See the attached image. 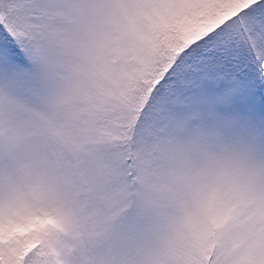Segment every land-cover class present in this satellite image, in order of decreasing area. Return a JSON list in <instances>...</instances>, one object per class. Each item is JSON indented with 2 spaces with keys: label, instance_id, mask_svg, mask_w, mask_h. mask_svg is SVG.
Returning <instances> with one entry per match:
<instances>
[{
  "label": "rangeland",
  "instance_id": "374dc122",
  "mask_svg": "<svg viewBox=\"0 0 264 264\" xmlns=\"http://www.w3.org/2000/svg\"><path fill=\"white\" fill-rule=\"evenodd\" d=\"M115 2L127 5L120 10L121 21L97 25L82 46L53 38L45 50L60 86L33 118L49 129L50 146L21 164L12 179L0 175V264H25L38 246L27 264L41 261V252L45 264H68L74 248L95 246L101 228L120 211L126 190L119 177L129 151V138L99 130L97 116L120 114L132 103L125 92L136 85V77L140 84L154 85L171 52L252 0ZM154 61L157 71L149 72ZM50 113L61 123H78L62 133L49 125ZM145 155L136 156L140 168ZM97 159L104 165L99 186L85 176L86 165ZM155 160L149 155L144 169L153 168ZM155 167L161 177L155 185L156 215L147 241L125 254L128 264H196L195 255L210 248L212 225L225 221L222 249L230 253L224 264H264V182L255 173L209 188L186 178L173 155Z\"/></svg>",
  "mask_w": 264,
  "mask_h": 264
},
{
  "label": "snow or ice",
  "instance_id": "6c2138e0",
  "mask_svg": "<svg viewBox=\"0 0 264 264\" xmlns=\"http://www.w3.org/2000/svg\"><path fill=\"white\" fill-rule=\"evenodd\" d=\"M125 7L115 0H0V175L12 179L50 146L49 129L33 116L60 86L44 54L52 39L82 46L97 25L121 21ZM153 79L132 138L160 141L155 166L173 155L186 178L209 188L242 182L249 173L264 182V0H252L184 48ZM50 117L49 125L62 133L78 123ZM133 165L129 156L119 177L126 190L119 213L101 228L94 247L74 248L68 264H128L125 254L147 241L161 177L155 166ZM86 168L90 184H103L102 160ZM206 208L211 215L212 206ZM198 264H220L216 249Z\"/></svg>",
  "mask_w": 264,
  "mask_h": 264
},
{
  "label": "trees",
  "instance_id": "16d2710c",
  "mask_svg": "<svg viewBox=\"0 0 264 264\" xmlns=\"http://www.w3.org/2000/svg\"><path fill=\"white\" fill-rule=\"evenodd\" d=\"M243 7H245V6H243ZM241 9L242 8H240L239 11ZM236 13L237 12H234L233 15ZM218 24H219V21H217L215 24L210 26L208 29H206L202 32H199L193 38H190V40L185 42L180 47V49L178 51H176L175 54L173 52H171L169 54L170 58H165L164 67L167 66L168 61L175 58L176 54L183 51L184 48L191 45L194 41L200 39L202 36H204V34H206V32L209 29H213ZM153 40L154 39H152V41ZM165 46L167 49H170V46H168V45H165ZM160 65L162 66V63ZM152 70H153V72L157 71V68L155 66V61L152 64V66L150 67L149 72ZM135 82H136V85L132 88L127 89L125 92L126 102L129 98H132V103L127 102L128 105H126V107L123 109V111L120 112V114H118V115L116 114L115 116H110L108 114H105L102 116H97L96 127L99 130L109 132L110 134H112L114 136H117L118 134H122L123 136H127L128 138L132 139L131 140V144H132L131 149L132 150L138 149V154L144 152L146 154L148 153V156H149L150 154L153 153L154 148L156 147L155 145L156 144L159 145L160 141L153 139V140L147 141V142H138V141H134L132 137H133V130H134L135 125H136V118L139 114V109L143 107V102L147 99V92H150L151 89L146 90L147 85H148V80L146 82H144V84H140L138 82V77H136ZM121 132H125V133L123 134ZM212 227L213 228H211V230H210V234H211L212 238L210 239L211 240L210 248L207 250V252H210L213 250V248H215L217 253H218V259L220 261V264H224L226 258L228 257V255L230 253V250L226 251V250L222 249L223 241H225V236H224L225 231L222 229V226L219 223L212 225ZM203 255L204 254H202L201 256L195 255L198 258L196 264H198L200 257H202ZM39 257H42L41 261L37 260L31 264H45V262H43L44 261L43 252L40 253Z\"/></svg>",
  "mask_w": 264,
  "mask_h": 264
}]
</instances>
